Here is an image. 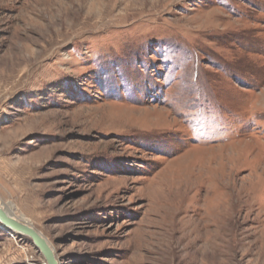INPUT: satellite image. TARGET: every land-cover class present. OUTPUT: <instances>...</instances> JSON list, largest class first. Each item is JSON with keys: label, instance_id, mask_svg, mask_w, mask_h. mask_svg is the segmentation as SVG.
Masks as SVG:
<instances>
[{"label": "rangeland", "instance_id": "1", "mask_svg": "<svg viewBox=\"0 0 264 264\" xmlns=\"http://www.w3.org/2000/svg\"><path fill=\"white\" fill-rule=\"evenodd\" d=\"M0 200L59 264H264V0H0Z\"/></svg>", "mask_w": 264, "mask_h": 264}, {"label": "water", "instance_id": "2", "mask_svg": "<svg viewBox=\"0 0 264 264\" xmlns=\"http://www.w3.org/2000/svg\"><path fill=\"white\" fill-rule=\"evenodd\" d=\"M0 223L10 230L30 237L46 259V264H59L55 250L49 240L27 221L16 218L12 212L0 202Z\"/></svg>", "mask_w": 264, "mask_h": 264}, {"label": "bare ground", "instance_id": "3", "mask_svg": "<svg viewBox=\"0 0 264 264\" xmlns=\"http://www.w3.org/2000/svg\"><path fill=\"white\" fill-rule=\"evenodd\" d=\"M0 202L2 203V201L0 200ZM11 211V210H10ZM13 214V213H12ZM14 215V214H13ZM16 218H18V219H20V220H22V221H27L28 223H30L29 222V220L28 219H26L25 217H17L16 215H14ZM3 226V225H2ZM3 227H5V226H3ZM50 243V242H49Z\"/></svg>", "mask_w": 264, "mask_h": 264}]
</instances>
